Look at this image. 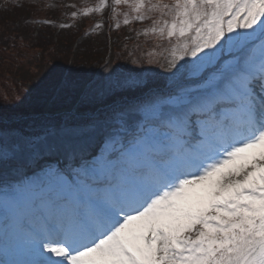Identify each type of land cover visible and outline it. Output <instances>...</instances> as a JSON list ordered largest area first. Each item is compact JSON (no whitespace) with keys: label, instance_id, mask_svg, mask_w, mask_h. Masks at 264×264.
<instances>
[{"label":"snow or ice","instance_id":"obj_1","mask_svg":"<svg viewBox=\"0 0 264 264\" xmlns=\"http://www.w3.org/2000/svg\"><path fill=\"white\" fill-rule=\"evenodd\" d=\"M121 5L141 22L159 14L151 32L171 45L174 77L185 57L201 65L231 40L239 48L174 95L137 81L110 85L105 95L123 88L146 99L114 100L93 125L98 156L74 171L48 165L11 189L46 211L28 230L27 214L17 217L0 241V256L11 258L0 264H264V0H113L114 16ZM107 7L100 0L84 15ZM135 114L144 120L132 133ZM157 135L164 143L150 142ZM35 148L4 137L0 165L38 163ZM8 192L0 204L15 207Z\"/></svg>","mask_w":264,"mask_h":264},{"label":"rangeland","instance_id":"obj_2","mask_svg":"<svg viewBox=\"0 0 264 264\" xmlns=\"http://www.w3.org/2000/svg\"><path fill=\"white\" fill-rule=\"evenodd\" d=\"M165 1L168 3L170 0H164L163 2L166 3ZM56 2L58 4L59 0H56ZM6 3L13 4V6H16V9L11 10L14 12L8 15V17L11 20H15V21L18 20L17 24L12 26V28H19L20 30H23V32L27 34V36L28 33L33 35L35 28L30 24H27L28 26L27 25L19 26L20 21L21 24L23 23L22 21H27V20H29L28 22L32 21V23H34L33 21L35 20L41 22L44 19H52L53 21L60 23L59 18L61 17V14L64 11H67L68 7L71 9L70 4H67L68 7L58 4L59 9H57V13L54 14V11H51V9H49L52 5L47 0L44 1L0 0V6H4ZM59 3L62 4V2ZM69 3L72 4V7H74L75 5H79L81 7H88V8L90 7L89 0H86V2H83V0H73L72 2ZM10 7L11 6H9V8ZM134 14L136 13H131V15ZM70 15L71 13L69 14V16ZM154 15H159V14L158 13L148 14L149 17ZM4 17H6V13L0 12V18H4ZM87 17H88L87 19L85 18L86 20L84 19L81 21L80 18L79 21L77 22V24H80L79 25L80 34L82 31H84L85 33L87 28L91 26L92 22H95L93 20L94 18L89 19L92 16H87ZM99 19L100 18H98V20ZM153 25L154 24H150L149 26H147L146 27L147 30L145 31V33L149 34L150 37H157L158 36L157 34H153L151 32V28L153 27ZM56 27L53 28L56 29ZM100 28H101L100 26L99 27L95 26L93 31L97 32L98 30H100ZM104 29L105 27L103 28V30ZM73 31L74 30H65V27L63 26L62 29L59 30L60 40L57 47L55 44V46H53L51 49L49 47H46V49L44 48L42 49L40 43L36 44L33 38H27L25 44H22L20 41H17V44L21 45L22 47H16L15 49H11L8 53L0 54V101H3L0 104V140H2L4 137H8L10 144L11 139L13 137L29 138L35 142L37 147L39 143H37L38 140L35 141V139L37 138L38 135H41L39 133L40 128H38L36 125L32 126L31 129L28 130L27 135L19 132L16 128L18 126H21V124L18 125L20 121L30 120L31 122L32 119L40 118L42 119V121H46L48 124L52 125L47 127L42 124V128H41L43 130L42 134L47 133L46 137L48 138L61 135L65 139L64 150L66 152L71 153L72 151L73 152L75 151V150H68L70 148L76 149L75 147L71 146L70 141L73 140L79 141L80 143H82L81 145L82 147H85L89 144L90 136L76 135L72 133L80 129H86L87 131L89 130L94 131L91 127L83 128V126L81 127L80 125L81 122H78L73 128L67 123L62 124L63 119L61 118H63V115L65 116L66 113L71 112L73 109V106L66 107L65 106L66 104L59 105L58 100H62L63 98L68 99L70 97L64 94L63 90L59 93L56 92V94L53 93L54 96H51V100H53V102H51L50 99L45 98V99H41L40 103H34L33 101L35 100V97L32 96V99L30 100L29 103L30 106H26V109L28 110L34 109V113L32 114H27L23 112L21 113L15 112L13 114L12 111L6 110L4 108V107H8L7 105H3L4 102L8 103L10 101H13V97H16L18 99V95L15 93H26V89L31 88L33 86V84L31 83L29 86L27 85L29 81L30 82L35 81L36 85L41 83L38 86V88L43 86L44 81H46L47 83L48 78L51 75L50 74L51 71L59 74L61 71L64 70L62 72L63 74L62 73L60 74V76H62L60 78V83L61 86L63 87V77H66L65 71L69 70L70 69L69 67H71V70L69 76L67 77V80L71 79V76H73L75 73H79L83 71V68L81 67L82 63L85 64L87 62L94 64L98 63L100 64L101 69L106 67L104 71H102L103 70L102 69L98 72V77H99L98 83L93 84L92 88L89 91L86 90L85 86H82L77 93V97L75 98L73 97L71 99L73 101L75 99L74 105L80 108L85 107L91 100H94L95 102L90 105H87V107L91 106V108H94L93 105L95 104L96 105L95 108L98 110H101V108H103L101 106H105L107 103H109L110 102L109 100L113 101L119 97L123 99L124 96L127 95H129L128 98L130 99L131 94L134 93H136V95L138 94V90L128 91L123 88H116L112 92L105 95V90L110 85L115 84L117 81L121 83H126L136 80H139L138 82L147 81V83L151 81V85H152L153 83H155L154 80L163 83V81L166 79L171 86V92H170L171 94L177 93L180 86L182 85L181 83H179L180 82L179 79L184 75L181 72L183 71V68H181L180 74H177L175 77L173 76L175 69H172V71H168V64L170 63L173 54L171 51V45L166 39H165L166 46L164 48H162L159 44L149 45L148 43H141V42L137 44L135 43L130 44L128 48L125 47L123 48L121 44L122 37H120V34H117L116 37L118 40L115 42V51H114L111 50L113 49L112 47L108 48L109 43L113 39H115L111 35H106L104 33L103 35L95 36L94 38H91L92 36H87L89 37V39L85 40V39H81V37L78 38L79 36L73 33ZM43 32L45 34L43 35V37L45 38L47 35H52L51 31L43 30ZM105 41L109 42L107 47ZM222 42L225 43L224 41ZM76 43H78L77 48H79V50L73 52L70 51L69 48H72L73 44ZM70 44H72V46H70ZM225 45L226 47L224 49L226 50L230 49L229 42L228 44L225 43ZM84 46H87L86 48L87 52L82 50ZM64 48L68 49V51L67 52L63 51ZM228 55L229 54H227L226 56ZM221 57L222 56L220 55V53L216 54L215 56H209L206 58L205 61L201 62V65H192L193 62L192 58L185 57V60L178 61L177 67H180L181 65H185V67H187L191 73L190 74L189 71H187L186 72L187 75L193 76L195 75L196 72H199V70L202 67H211L217 62L219 63L222 59ZM225 58L226 57L224 56L223 59L225 61L228 59H232L230 57H227V59ZM71 59L73 64L70 66ZM107 59H110L108 67L107 65L104 66V64H107ZM202 63L204 64V66ZM35 66L41 69H38L37 71ZM48 68H50L51 71ZM208 69H206V71ZM94 73H95L93 75L94 79H92V81H95L97 79L95 77L97 72L95 71ZM113 73H115V75H113ZM25 74L26 77L24 76ZM67 80H65V84L68 83ZM54 81L56 82L57 79ZM12 82L14 84H12ZM164 85L165 84H163V86ZM160 87L161 86H159V88ZM184 87H190V86H184ZM136 95H132V96L135 97ZM103 98H107L108 101L106 104H104ZM140 117L143 116L140 115ZM75 118L77 119V121H81L80 118L78 117ZM135 118L137 117H132V119ZM60 119H61L60 124H56L54 122V120L59 121ZM49 133H51V135H49ZM27 153L26 155H28ZM36 156H42V154H40L39 152L37 153ZM3 172L6 175L7 170L4 169ZM1 174L2 173H0V175Z\"/></svg>","mask_w":264,"mask_h":264},{"label":"bare ground","instance_id":"obj_3","mask_svg":"<svg viewBox=\"0 0 264 264\" xmlns=\"http://www.w3.org/2000/svg\"><path fill=\"white\" fill-rule=\"evenodd\" d=\"M83 2H86V0H83ZM1 24H2V22L0 21V25ZM64 50L65 51H68V49H65V48H64ZM69 99H71V98H68V99L63 98L62 100H58V103H59V105L66 104ZM67 114H69V115H67ZM73 117H75V111L74 110H72L69 113H66L65 116L63 115V118H61V119H63V120H70ZM92 135H93L92 140H95L96 138H98V134L95 133V130L93 131V134ZM150 142H153V141H150ZM70 144H71L72 147H75V148H81V145H82V143H80L79 141H75V140L70 141ZM63 145H64V143H61V144L57 145L56 146V151H59V149H61V148L65 149V147ZM41 149H43L44 155H47V153H45L47 147L40 145V149H38V150L41 152ZM40 165H41V162L40 163H37V162H31L30 161L27 164H23V165H21V164L10 165L9 167H11V169H14L13 170L14 171L13 173H15V172L24 173V172L31 171V170L33 171V170L37 169ZM8 209H10V208H8ZM20 213H21V211L18 213V215ZM26 214H27V216L23 220L22 227L24 229H28V228L31 229L32 226H33V222L36 221V220L38 221L39 217L36 216L37 214H34L33 212H27ZM38 215H41V214H38ZM16 219H17V217H16ZM13 226H16V221H15V224Z\"/></svg>","mask_w":264,"mask_h":264},{"label":"trees","instance_id":"obj_4","mask_svg":"<svg viewBox=\"0 0 264 264\" xmlns=\"http://www.w3.org/2000/svg\"><path fill=\"white\" fill-rule=\"evenodd\" d=\"M4 33H5V31H3L2 30V28L0 29V53H2V54H4V53H8L9 51H10V45L12 44V42H11V40H10V38H4L3 37V35H4ZM24 43V42H23ZM25 44V43H24ZM12 49L14 48L13 46L11 47ZM54 64V63H53ZM72 64H73V62H72ZM96 64V63H95ZM80 65V64H79ZM78 65V66H79ZM92 65H94V63H82L81 64V67L82 66H84L83 68H85L84 69V73L81 75V76H77V77H72V80H73V82H83L84 81V79L86 78V77H89V76H91L92 75V70H90L89 69V67L90 66H92ZM49 70L51 71V69L49 68ZM64 71V70H63ZM62 71V72H63ZM52 74L50 75V77L48 78L49 80H48V82L46 83V86H50V85H53V83L54 84H56V82L54 81V80H56L57 79V77H56V75H57V73H53V72H51ZM63 74V73H62ZM79 75V74H78ZM59 78H60V76H58ZM58 80V79H57ZM46 86L44 85V86H42V89L40 90L41 91V93L43 94V95H45L46 94V91L48 90L47 88H46ZM54 86V85H53ZM54 88V87H53ZM3 101H0V104L2 103ZM3 105H7L8 107H12L13 109L14 108H17V109H20L18 106H16L17 104L14 102V101H11L10 103L8 102V103H5L4 102V104ZM22 105H23V109H21V110H19V112H22V111H24V112H26L27 111V109H26V105L27 104H23L22 103ZM14 106V107H13ZM4 108H7V107H4ZM22 108V107H21ZM17 111V110H16Z\"/></svg>","mask_w":264,"mask_h":264}]
</instances>
